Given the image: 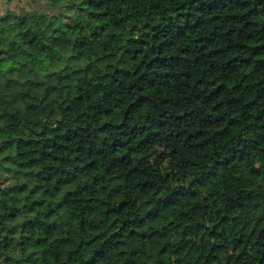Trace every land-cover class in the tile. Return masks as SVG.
<instances>
[{"label":"trees","instance_id":"obj_1","mask_svg":"<svg viewBox=\"0 0 264 264\" xmlns=\"http://www.w3.org/2000/svg\"><path fill=\"white\" fill-rule=\"evenodd\" d=\"M10 2L0 260L264 264V0Z\"/></svg>","mask_w":264,"mask_h":264},{"label":"crops","instance_id":"obj_2","mask_svg":"<svg viewBox=\"0 0 264 264\" xmlns=\"http://www.w3.org/2000/svg\"><path fill=\"white\" fill-rule=\"evenodd\" d=\"M8 6V0H0V15H2Z\"/></svg>","mask_w":264,"mask_h":264},{"label":"rangeland","instance_id":"obj_3","mask_svg":"<svg viewBox=\"0 0 264 264\" xmlns=\"http://www.w3.org/2000/svg\"><path fill=\"white\" fill-rule=\"evenodd\" d=\"M19 3H25V0H22V1H20V0H13L12 3L10 2V4H11L12 6H16V5H18ZM0 264H4L3 260H0Z\"/></svg>","mask_w":264,"mask_h":264}]
</instances>
